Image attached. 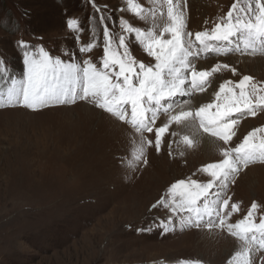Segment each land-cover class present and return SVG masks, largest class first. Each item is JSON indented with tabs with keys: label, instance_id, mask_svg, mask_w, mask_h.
<instances>
[{
	"label": "rangeland",
	"instance_id": "obj_1",
	"mask_svg": "<svg viewBox=\"0 0 264 264\" xmlns=\"http://www.w3.org/2000/svg\"><path fill=\"white\" fill-rule=\"evenodd\" d=\"M142 1L146 9L137 17L124 9L126 0H95L97 5L107 6L101 23V13L91 0H0V59L6 67L0 72V100L6 105L0 107V264H179L184 260L229 264L242 250L243 242L226 228H184L182 218L188 213L173 215L165 207L149 209L162 196L167 199L169 187L179 180L207 182L210 177L200 171L202 167L223 159L222 148L235 147L250 131L264 127V110L240 118L236 136L228 145L214 137L219 142L212 149L195 137L199 128L196 120L189 121L196 124L191 130L186 129L187 122L172 123L166 130L172 133L170 138L164 135L161 139L169 142L166 147L164 144L167 150L157 151L154 144H145L143 157L137 160L142 135L155 142V129L141 135L130 123L90 104V100L77 99L75 103L35 110L7 106L8 89L13 81L18 87L25 72L23 53L17 46L21 40L31 51L43 47L50 55L65 60L69 59L66 54L72 53V59H90L99 68L107 24L113 31V50L123 51L118 44L124 34L131 56L154 65L155 59L134 34L129 36L120 27L123 17L134 27L154 29L158 34L168 23L167 5L162 0ZM173 2L175 5L177 0ZM234 2L179 0L178 10L183 12L186 31L193 33L194 40L196 32L211 30ZM73 18L79 21L81 31L68 28L67 21ZM89 43L95 46L87 52L79 51ZM202 54L194 58L198 71L211 70L216 63L230 66L210 77L207 104L215 102L214 94L225 81L237 82L247 75L264 83V55H241L237 51ZM231 68L236 69L235 74ZM198 93L203 92L192 94L189 100L171 101V112L161 111L155 128L167 123L170 115L188 111L185 104L196 103ZM85 106L97 110L99 119L91 123L79 119ZM102 113L108 116L105 121H117L124 128L119 125L109 131L110 127H102ZM201 130L203 137L210 136ZM184 136L193 143L184 142ZM232 179L234 183L225 190L224 198L231 200L224 211H231L233 203L239 210L232 213L228 223L242 219L253 202L258 205L254 215L259 222L264 216V162L242 168ZM227 238L231 243L225 241ZM251 264H264V249L254 247Z\"/></svg>",
	"mask_w": 264,
	"mask_h": 264
},
{
	"label": "snow or ice",
	"instance_id": "obj_2",
	"mask_svg": "<svg viewBox=\"0 0 264 264\" xmlns=\"http://www.w3.org/2000/svg\"><path fill=\"white\" fill-rule=\"evenodd\" d=\"M160 2L156 0V3ZM162 2L167 5L168 23L158 34L154 29L143 30L120 18L123 33L129 36L134 34L147 54L154 57V65L137 61L131 56L124 34L120 35L118 44L123 51L113 50V34L107 24H104V56L99 68L90 59L82 62L72 59V53H67L69 59L65 60L50 55L43 47L31 51L29 45L21 40L17 46L23 53L25 72L19 86L13 81L8 89L7 106L22 105L35 110L52 104L75 103L77 99L90 100L97 107L130 123L142 135L145 131L153 132L161 111L171 112L173 97L189 94V88L206 91L213 73L230 67L216 64L211 70L198 71L192 59L198 57L201 51L264 55V0H235L227 14L211 30L196 32L194 40L193 33L186 31L187 22L183 12L178 10L179 0L175 5L173 0ZM91 3L101 13L100 22L104 23L107 6L97 5L95 0H91ZM126 4L137 17H141L145 11L137 0H126ZM67 26L74 31L82 30L75 18L69 19ZM165 34H168V38H165ZM76 38L79 39V36ZM220 43L235 46L217 47ZM94 46L89 43L79 51L87 52ZM2 71H6V67L4 60L0 59ZM231 71L236 73L235 68H231ZM214 95V103L201 105L195 111L182 110L170 115L167 123L155 128L154 146L157 151L162 134L172 123L198 119L199 128L204 133L228 145L236 136L235 129L240 118L256 116L257 110H264V83L256 82L251 76L245 75L237 82L225 81ZM3 106L6 105L0 100V107ZM142 139L147 145L153 144L146 137L142 136ZM183 140L189 145L193 143L188 136H184ZM145 143L140 145L137 160L143 157ZM220 151L223 159L207 164L200 170L210 177L207 182L179 180L169 187L167 199L162 196L149 211L165 207L173 215L186 212L187 217L182 218L184 228H199L202 225L209 229L226 228L244 245L229 264H251L254 247L256 250L264 249V216L257 222L254 213L258 205L253 202L242 219L234 224L228 223V218L239 210V205L233 203L231 211H224L231 200V197L225 199L224 194L228 184L234 183L232 178L242 168L257 161L264 162V127L250 131L235 147ZM144 162L147 163L146 160ZM205 217L208 219L205 220ZM179 264H200V261L184 260Z\"/></svg>",
	"mask_w": 264,
	"mask_h": 264
},
{
	"label": "bare ground",
	"instance_id": "obj_3",
	"mask_svg": "<svg viewBox=\"0 0 264 264\" xmlns=\"http://www.w3.org/2000/svg\"><path fill=\"white\" fill-rule=\"evenodd\" d=\"M155 1V0H154ZM181 1V0H180ZM137 2L140 4V5H142L143 6V8L144 9H146V5L144 4V1H142V0H137ZM147 2V1H146ZM153 2V1H152ZM183 2H184V0H183ZM174 3V2H173ZM150 4V3H149ZM153 5V4H152ZM127 7V6H126ZM124 8V9H127V11H130V10H128V8ZM183 11V10H182ZM185 13V12H184ZM142 15H143V13H142ZM133 16V15H132ZM147 16V15H146ZM151 19V18H150ZM149 19V20H150ZM134 26V25H133ZM109 28V27H108ZM158 29H160L161 30V27H160V24H159V26H158ZM110 30V29H109ZM113 31H111V33H112ZM203 54H205L207 51H201ZM202 54V55H203ZM200 56V55H199ZM154 58V57H153ZM152 58V59H153ZM261 62V61H260ZM154 63V62H153ZM192 63H194V58L192 59ZM217 64V63H216ZM257 64V63H256ZM200 67V66H199ZM198 91H194V90H191L190 88H189V94H185V95H177V96H175V97H173L172 98V101L173 100H175V98H180V99H186V100H189V98L192 96V94H196ZM210 96V93H209V90H206V91H204L203 93H198V96L196 97V103H194V104H190L189 103V101H188V103L187 104H185V106H184V108L186 109V110H191V108H193L195 105H199V104H202V105H204V104H207L208 103V101H207V99H208V97ZM90 104H93L94 106H96L93 102H89ZM83 107V106H82ZM81 107V108H82ZM97 107V106H96ZM196 110V109H195ZM195 110H193V111H195ZM97 116V117H96ZM108 116L107 115H104L103 113H102V115H101V117H100V122H99V124L102 126V127H105V125H106V127H110L109 128V131H113L117 126H119L120 125V127L121 128H124V126H122L120 123H117V121H116V123L114 122V121H105V118H107ZM168 117V116H167ZM96 118H98V113H97V110H95V109H93V108H91V107H89V106H85L84 107V109H83V112L81 113V114H79V119H84V120H87L89 123H91V121L93 120V119H95V121H96ZM165 118V117H164ZM99 119V118H98ZM88 122H87V124H88ZM110 122V123H109ZM196 122L199 124V120L197 119L196 120ZM118 124V125H117ZM175 124V123H174ZM158 125V123L153 127V129H155V127ZM195 125L196 124H194L193 122H187L186 123V129H189L190 128V130H191V128H195ZM241 125V124H240ZM100 127V126H99ZM199 129V128H198ZM198 129L196 130L197 131V134L195 135V137L197 138V139H199V140H202L203 142H204V144H205V147H207V149L209 148V149H212V147H213V145H215L216 143H217V141L218 140H216L214 137H212V136H208V135H206L205 137H203L202 136V134H201V132L200 131H198ZM202 132H203V130H201ZM150 133V132H149ZM148 133V134H149ZM204 134V133H203ZM147 135V134H146ZM146 135H142L143 137L144 136H146ZM164 135H166V139H168V138H170L169 136H171L172 135V133H167V131H165L163 134H162V137H161V139H164ZM199 137V138H198ZM142 138V137H141ZM146 138H147V140H149V137H147L146 136ZM221 141V140H220ZM142 142L144 143V141H143V139H142ZM219 142V141H218ZM146 144V143H145ZM153 144H155V142L153 141ZM164 144H165V147L169 144V142L167 143V140H162L161 141V144H160V149H159V151H166L167 149L164 147ZM217 145V144H216ZM182 146V145H181ZM169 147V146H168ZM217 147V146H216ZM215 147V148H216ZM218 147H219V145H218ZM223 147V146H222ZM185 153H186V151H185ZM216 154H218V153H216ZM211 157V156H210ZM176 166V165H175ZM181 167V166H180ZM223 230V229H222ZM221 235V234H220ZM225 238V237H224ZM237 239V238H236ZM205 240V239H204ZM231 238H227L225 241L227 242V243H231ZM238 240V239H237ZM238 242L240 243V241L238 240ZM219 243V242H218ZM213 244V243H212ZM241 244V243H240ZM242 245V244H241ZM243 246V245H242ZM213 247V246H212Z\"/></svg>",
	"mask_w": 264,
	"mask_h": 264
}]
</instances>
